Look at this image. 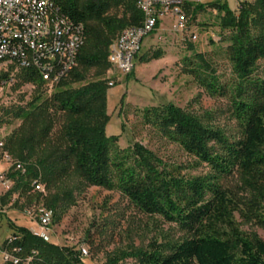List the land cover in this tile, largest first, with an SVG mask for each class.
Listing matches in <instances>:
<instances>
[{
  "label": "trees",
  "instance_id": "obj_1",
  "mask_svg": "<svg viewBox=\"0 0 264 264\" xmlns=\"http://www.w3.org/2000/svg\"><path fill=\"white\" fill-rule=\"evenodd\" d=\"M56 1L63 13L84 25V44L76 67L50 95H44L47 86L34 70L14 73L12 89L31 85L33 93L24 104L21 95L19 103L0 107V126L21 121L5 141V149L30 161L26 172L10 174L12 192L31 193L34 179L50 189L75 178L73 190L84 192L95 186L115 191L138 212L158 216L182 233L172 241H152L146 248L114 251L105 264H264V240L242 229L251 224L264 232V75L256 73L258 61L264 59V0L241 2L237 14L219 1L182 5L184 16L193 18L206 7L222 13L219 27L226 36L221 40L226 42L234 80L220 82L211 63L191 46L182 71L209 96L227 99L229 117L237 123L234 136L172 103L142 111L145 124L177 144L195 164L209 168L208 174L198 177L185 175L181 165H167L139 143L121 150L118 136L105 134L109 118L107 81L102 76L109 67L112 40L141 21L134 0ZM161 56L155 51L139 58L144 62ZM90 71L94 78L87 80ZM11 72L13 67L0 72V83L11 82ZM77 83L84 84L70 87ZM55 115H61L63 122L52 136ZM232 174L237 176L235 189L222 186L220 180ZM72 204L71 190L43 199L54 224ZM8 227L11 235L0 250L18 258L17 264H84L74 247L50 243L9 220Z\"/></svg>",
  "mask_w": 264,
  "mask_h": 264
},
{
  "label": "rangeland",
  "instance_id": "obj_2",
  "mask_svg": "<svg viewBox=\"0 0 264 264\" xmlns=\"http://www.w3.org/2000/svg\"><path fill=\"white\" fill-rule=\"evenodd\" d=\"M215 1L226 3L227 7L237 14L241 2L245 0H200V3L208 4ZM221 16L222 13L206 7L205 11L197 13L194 18L185 15L181 28L176 27L174 18L165 16L155 30L143 38L141 49L130 73L121 74L108 67L102 76L107 81L106 114L109 118L105 126V134L118 136L119 149L123 150L134 143H139L167 165H181L182 172L187 176L198 177L208 174L209 168L205 164H195V160L177 144L169 142L156 128L145 124L142 111L145 108L172 103L191 114L200 116L204 121L230 136L237 133V123L230 119L227 111V99L209 96L191 76L182 71V60L190 56L191 46L194 52L203 54L211 63L220 82L229 83L234 80L230 63L225 55L226 42L221 40L226 36V32H221L219 27ZM155 51H161L162 56L144 62L140 60L139 57L143 54L149 55ZM15 72L13 70L10 74L11 82L0 83V107L19 103L21 95H24V101L21 102L24 104L33 93L31 85L23 86L18 91L12 89ZM93 73L90 71L87 80L94 78ZM256 73L259 76L264 75V59L258 61ZM83 84H72L70 87L77 88ZM54 88V86L44 87V95H50ZM53 121L52 136L58 131L63 118L61 115H55ZM20 124V120H14L10 124L1 125L0 138L5 142L15 130L20 128ZM11 158L12 161L8 163L0 159V170L8 172L12 179L10 174L15 172L13 162L21 163L26 172L30 161H22L15 156ZM39 174L38 172V176ZM12 182L14 185L13 179ZM236 183L235 174L220 180L222 186L230 189H235ZM75 185V178H68L64 184L50 189L45 188L43 192H35L30 198L28 196L32 195V192H27L30 194L25 196L12 192L9 201L8 198L2 199L0 244L11 235L9 220L50 243L74 247L80 252L85 248L86 255L82 256L84 264H105L108 256L114 251L126 250L130 247L146 248L152 241L166 242L182 236L173 224L163 222L158 216H148L138 212L115 191L90 186L84 192H79L73 190ZM65 190L73 191L74 204L64 211L58 223L50 222L47 229H44L39 225V216H37L45 208L44 197ZM242 229L255 233L264 240V232L261 229L251 224H243ZM125 263H130V260Z\"/></svg>",
  "mask_w": 264,
  "mask_h": 264
},
{
  "label": "built area",
  "instance_id": "obj_3",
  "mask_svg": "<svg viewBox=\"0 0 264 264\" xmlns=\"http://www.w3.org/2000/svg\"><path fill=\"white\" fill-rule=\"evenodd\" d=\"M187 2L200 0H134L142 13L141 21L123 29L109 46L107 60L110 68L121 74L130 73L143 38L155 30L162 18H174L176 27H183L182 5ZM84 39V25L63 13L56 0H0V72L9 71L10 67L14 71L34 70L46 86H54L76 66ZM0 159L7 163L12 161L1 138ZM13 167L16 172H25L19 162H13ZM7 173L0 170V213L2 199L8 198L9 201L13 189L12 179ZM44 189L39 179L31 181L30 191L43 192ZM37 216L39 225L47 229L51 210L43 208ZM13 251L17 250L14 248ZM80 253L81 256L86 255V249L82 248ZM0 254V264L8 261L17 264L19 261L9 252L0 250Z\"/></svg>",
  "mask_w": 264,
  "mask_h": 264
}]
</instances>
